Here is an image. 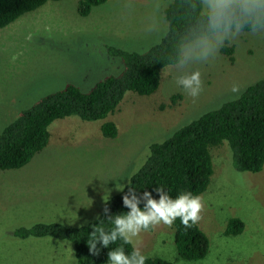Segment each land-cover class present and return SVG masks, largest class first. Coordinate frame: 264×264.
Returning a JSON list of instances; mask_svg holds the SVG:
<instances>
[{"label":"rangeland","instance_id":"obj_1","mask_svg":"<svg viewBox=\"0 0 264 264\" xmlns=\"http://www.w3.org/2000/svg\"><path fill=\"white\" fill-rule=\"evenodd\" d=\"M170 0H110L77 14V0L48 1L0 29V132L20 111L66 83L88 91L107 74L121 70L104 45L142 52L165 33L163 10ZM233 61L220 53L208 63L184 71L201 73L203 90L188 96L175 83L176 66L162 70L157 90L149 96L127 93L105 121L115 123L114 139L102 136L103 122L77 117L49 127L44 150L18 170L0 171V264H76L69 242L51 238L19 239L18 228L36 223L75 225L97 217L102 195L110 198L141 166L151 143L237 98L264 77V30L242 32L226 44ZM233 85L238 92L231 91ZM214 174L205 193L198 227L210 250L204 259L178 258L172 224L141 231L135 246L146 257L176 264H264V166L259 173H239L227 146L213 151ZM89 205V206H88ZM239 218L240 235L225 236L226 224Z\"/></svg>","mask_w":264,"mask_h":264},{"label":"trees","instance_id":"obj_2","mask_svg":"<svg viewBox=\"0 0 264 264\" xmlns=\"http://www.w3.org/2000/svg\"><path fill=\"white\" fill-rule=\"evenodd\" d=\"M48 1L60 0H0V29L9 26L22 15L34 11ZM110 0H77V14L87 17L93 8ZM167 28L162 37L148 49L128 51L104 45L108 57L119 60L121 70L107 74L84 92L72 83L48 94L19 112L17 117L0 132V171L18 170L26 166L49 142V127L57 120L77 117L84 122H103L101 134L114 139L118 130L115 123L105 121L120 106L127 93L139 96L153 94L160 84L162 70L174 65V43L186 23L185 0H170L163 10ZM251 32V31H245ZM233 47L225 45L220 54L233 61ZM227 146L231 165L239 173H259L264 166V77L245 88L235 99L208 111L198 119L174 131L168 138L151 143L141 166L125 183L137 195L155 187L163 188L170 197L181 192L202 195L214 174L212 153ZM122 192L108 201L112 213L126 211L122 207ZM153 196L156 193H152ZM105 205H103L104 207ZM103 219L102 212L99 213ZM94 218L75 225L62 223H36L29 228H17L14 236L19 239L51 238L69 242L76 264H105L108 249L122 245L125 252L132 245L117 240L108 249L92 256L85 240L91 231ZM107 224V222H105ZM245 228L239 218L228 220L223 234L240 235ZM173 243L179 259L186 262L202 260L210 250V242L197 223L185 227L177 218L172 223ZM99 247V243L97 244ZM144 264H176L160 257H146Z\"/></svg>","mask_w":264,"mask_h":264},{"label":"clouds","instance_id":"obj_3","mask_svg":"<svg viewBox=\"0 0 264 264\" xmlns=\"http://www.w3.org/2000/svg\"><path fill=\"white\" fill-rule=\"evenodd\" d=\"M185 7L186 23L174 43V65L179 71L175 83L188 96L196 98L203 90L201 73L184 69L215 59L220 49L242 32L264 30V0H185ZM238 90L233 85L231 91ZM124 188L125 184L115 185L123 193L121 202L126 209L118 213H112L107 207L111 189L103 190V219L97 215V223L90 225L91 231L85 240L92 256L99 255L101 249H108L117 240L132 245L127 253L122 245L108 249L105 264H144L146 256L135 246L141 231L161 222L171 225L177 218L187 227L190 221L195 223L200 218L202 204L198 195L181 192L172 198L160 187L137 195L136 189L129 186L124 192Z\"/></svg>","mask_w":264,"mask_h":264}]
</instances>
